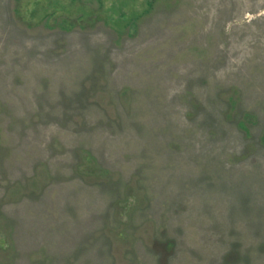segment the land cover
Wrapping results in <instances>:
<instances>
[{
  "label": "rangeland",
  "instance_id": "1",
  "mask_svg": "<svg viewBox=\"0 0 264 264\" xmlns=\"http://www.w3.org/2000/svg\"><path fill=\"white\" fill-rule=\"evenodd\" d=\"M0 264H264V0H0Z\"/></svg>",
  "mask_w": 264,
  "mask_h": 264
}]
</instances>
